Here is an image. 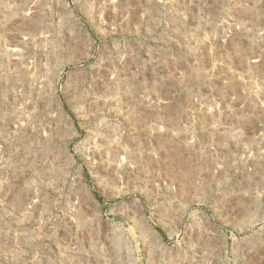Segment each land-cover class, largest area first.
Segmentation results:
<instances>
[{
    "label": "rangeland",
    "instance_id": "1",
    "mask_svg": "<svg viewBox=\"0 0 264 264\" xmlns=\"http://www.w3.org/2000/svg\"><path fill=\"white\" fill-rule=\"evenodd\" d=\"M0 264H264V0H0Z\"/></svg>",
    "mask_w": 264,
    "mask_h": 264
}]
</instances>
